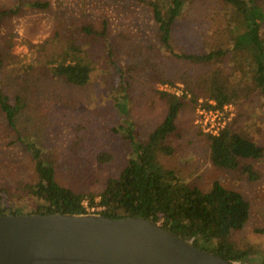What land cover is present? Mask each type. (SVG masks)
<instances>
[{
    "label": "rangeland",
    "instance_id": "1",
    "mask_svg": "<svg viewBox=\"0 0 264 264\" xmlns=\"http://www.w3.org/2000/svg\"><path fill=\"white\" fill-rule=\"evenodd\" d=\"M28 1L0 0V9L22 7L20 14L1 21L0 51L5 56L1 68L4 92L24 102L14 128L0 111V187L17 189L26 199L23 185L37 180L28 148L32 145L41 161L53 165L58 184L76 193L98 194L132 154L121 137L127 129L119 106L129 111L134 141H144L165 116L166 104L160 94L174 93L185 103L177 121L182 139L173 156L158 154L156 163L202 191L218 181L239 192L250 204V217L232 240L240 248H250L251 254L236 264H264V157L254 163L261 173L256 183L237 181L232 173L212 166L197 109L207 101L198 89L213 69L174 56L233 48V20L227 10L218 0H184L171 32L172 54L158 40L149 0H44L49 3L47 11L26 8ZM87 24L97 29L106 24L108 33L104 43H86L84 55L91 61L89 83L77 87L52 78L48 62L72 42L76 40L83 54L76 30ZM236 55L240 61L242 53ZM234 83L249 91L231 103L234 111L227 124L236 120L264 148L261 98L247 81L235 78ZM98 155H109L110 160L99 163ZM25 204L23 210L28 211L32 202L26 199Z\"/></svg>",
    "mask_w": 264,
    "mask_h": 264
},
{
    "label": "trees",
    "instance_id": "2",
    "mask_svg": "<svg viewBox=\"0 0 264 264\" xmlns=\"http://www.w3.org/2000/svg\"><path fill=\"white\" fill-rule=\"evenodd\" d=\"M183 3L184 0L147 1L157 27L158 40L172 54L171 32L182 14ZM218 4L233 20L234 47H222L200 55L174 56L195 65L212 67L198 89L207 102L214 103L206 102L205 109H221L225 104L238 102L241 95L249 91L245 86L234 83L238 78L239 81H247L261 98L264 117V0H218ZM25 6L34 11L49 9V3L44 0H31ZM21 8L15 5L0 9V29L1 21L20 14ZM76 36L77 40L82 39L80 50L83 54L79 53L75 40L48 64L52 78L82 87L89 83L91 74V61L84 55L87 53L86 43L108 41L106 24L99 29L90 24L82 25L76 30ZM240 52L242 57L238 61L235 54ZM4 57L0 51V111L7 125L14 128L16 115L24 107V102L20 96H9L4 92L1 69ZM186 88L190 90L188 84ZM160 96L166 104L165 116L144 141H134L136 133L133 123L128 121L129 111L119 106L120 113L125 115L123 126L127 129L121 137L131 146L132 154L127 165L116 177L107 179L98 194L76 193L58 184L53 165L41 161L39 151L31 145L28 148L35 161L37 180L23 185L26 199L32 202L27 205L30 209L23 210L26 199L17 193V189L12 191L10 187L3 186L0 187V215L60 213L98 214L112 219L140 217L158 223L193 246L231 263L247 259L251 249L240 248L232 236L247 223L249 202L239 192L225 188L218 181H214L207 191L186 185L175 171L162 169L156 163L158 154L170 157L179 149L182 134L177 121L185 105L175 95L161 93ZM202 135L209 148L212 166L232 173L237 181L256 183L261 180V173L254 163L264 157V148L251 140L236 120L224 126L217 135ZM109 160V155L97 156L99 163ZM85 200L89 207L100 209L89 212L83 205Z\"/></svg>",
    "mask_w": 264,
    "mask_h": 264
},
{
    "label": "water",
    "instance_id": "3",
    "mask_svg": "<svg viewBox=\"0 0 264 264\" xmlns=\"http://www.w3.org/2000/svg\"><path fill=\"white\" fill-rule=\"evenodd\" d=\"M0 264H236L158 223L98 214L0 215Z\"/></svg>",
    "mask_w": 264,
    "mask_h": 264
},
{
    "label": "built area",
    "instance_id": "4",
    "mask_svg": "<svg viewBox=\"0 0 264 264\" xmlns=\"http://www.w3.org/2000/svg\"><path fill=\"white\" fill-rule=\"evenodd\" d=\"M170 91V89H165ZM179 97L174 93H169ZM207 101L203 104L205 105ZM208 104L214 105L213 102H207ZM203 107L198 106V120L197 122L201 125L202 130L210 135H217L218 132L227 125V122L230 121L233 116L234 107L231 103L225 104L221 109L207 110ZM97 201V199H96ZM87 203V204H86ZM83 205L89 212H95L100 208L89 207L88 202L84 201Z\"/></svg>",
    "mask_w": 264,
    "mask_h": 264
}]
</instances>
